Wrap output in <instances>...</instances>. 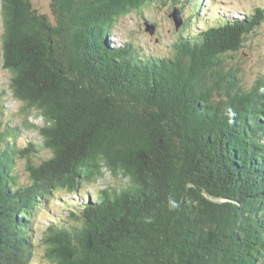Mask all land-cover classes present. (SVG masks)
I'll use <instances>...</instances> for the list:
<instances>
[{
  "label": "trees",
  "instance_id": "obj_1",
  "mask_svg": "<svg viewBox=\"0 0 264 264\" xmlns=\"http://www.w3.org/2000/svg\"><path fill=\"white\" fill-rule=\"evenodd\" d=\"M0 1L10 89L43 121L39 144L0 129V264H264V72L229 60L263 8L183 22L154 55L111 40L154 0H52L54 21ZM106 172L127 182L89 191Z\"/></svg>",
  "mask_w": 264,
  "mask_h": 264
},
{
  "label": "rangeland",
  "instance_id": "obj_2",
  "mask_svg": "<svg viewBox=\"0 0 264 264\" xmlns=\"http://www.w3.org/2000/svg\"><path fill=\"white\" fill-rule=\"evenodd\" d=\"M179 2L186 4L187 0H154L141 11H133L121 17L114 26V35L111 40L119 44L130 40L144 53L172 54L175 50L174 42L181 34L184 24L176 28L169 14L173 10L174 4L177 5ZM31 3L38 12L46 14L52 21L55 20L51 7L52 0H31ZM183 4L178 6L184 23L189 24L193 30L200 29L211 17H215L214 19H218L222 15L228 18L240 17L253 12L257 7L264 9V0H189L186 6ZM217 16L218 18H216ZM146 20L156 25L155 33L152 35L146 30ZM2 33L0 15V95L3 103L0 112V129L10 131V134L7 135L10 138L12 134H15L18 147L24 146L29 141L39 144L41 136L38 127L42 125L43 121L41 117L37 116L35 109L26 111L25 103L15 98L10 89L11 73L3 66ZM229 60L240 67L243 82L247 86H250L259 74L264 72V21L259 28L248 35L244 46ZM48 156V151L37 153L34 162L39 163ZM26 163L25 158L17 157L15 160V173L18 175V180L24 184L30 181ZM126 182V178L120 175L112 176L106 172L96 184L89 185L87 189L92 192L94 189L105 186L120 188ZM51 205L58 211L63 209L62 206L54 202ZM44 216L43 214L41 217ZM30 264H49L43 257L41 248L36 249Z\"/></svg>",
  "mask_w": 264,
  "mask_h": 264
},
{
  "label": "water",
  "instance_id": "obj_3",
  "mask_svg": "<svg viewBox=\"0 0 264 264\" xmlns=\"http://www.w3.org/2000/svg\"><path fill=\"white\" fill-rule=\"evenodd\" d=\"M169 16L172 17L176 28H179L184 22V18L182 16L181 10L178 7H174L173 10L170 12ZM145 27H146V30L151 35L155 33V30H156L155 24L145 21Z\"/></svg>",
  "mask_w": 264,
  "mask_h": 264
}]
</instances>
